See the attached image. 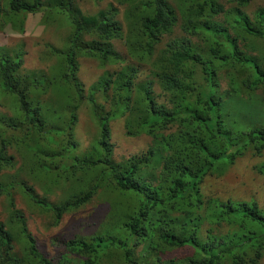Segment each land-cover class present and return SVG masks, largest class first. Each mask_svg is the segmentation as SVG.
I'll use <instances>...</instances> for the list:
<instances>
[{
    "label": "trees",
    "instance_id": "16d2710c",
    "mask_svg": "<svg viewBox=\"0 0 264 264\" xmlns=\"http://www.w3.org/2000/svg\"><path fill=\"white\" fill-rule=\"evenodd\" d=\"M114 1L86 13L78 0H0V28L10 24L24 32L27 15L38 11L46 25L58 15L69 26L63 48L49 49L61 64L52 73L27 70L21 49L10 54L0 47V105L9 104L0 110V198L7 201V218L0 220V264H105L103 259L109 264H147L135 257L144 244L142 251L156 255L161 264H257L264 255L261 207L254 200L205 197L201 186L220 156L232 160L248 150L264 155V125L225 126L226 102L216 81L228 76L231 92L246 91L243 103L264 106V64L247 46L264 40V7L250 17L244 10L250 0H184V9L180 0ZM121 5L125 28L117 17ZM220 13L224 19H215ZM175 28L180 34L157 48ZM113 40L124 42L127 56ZM80 56L95 59L101 67H121L84 85L77 76ZM147 67L159 80L161 95H171L172 107L154 101L149 81L136 94V78ZM83 103L89 105L98 131L78 156L75 127ZM117 117H123L126 135L152 137L148 155L121 162L111 158L107 121ZM168 125L191 131L179 130L172 139L164 133ZM224 146L225 151L218 150ZM161 148L165 157L158 153ZM97 166L108 175L99 173L86 190L73 186ZM142 169L147 178L141 176ZM254 169L264 174V161ZM148 179L156 182L144 181ZM37 182H43L41 194L34 187ZM61 183L67 185V194L50 199ZM105 185L116 194H133L135 215L131 211L122 216L128 219L112 218L108 211L94 230L65 241L62 253L54 257L43 253L26 215L15 206L14 197L20 194L49 211L56 225ZM239 216L259 225L260 233L237 243L210 236L213 223ZM205 225L206 240L201 241ZM157 231L162 234L156 241ZM163 242L174 246L165 249ZM169 252L180 255L166 257Z\"/></svg>",
    "mask_w": 264,
    "mask_h": 264
},
{
    "label": "rangeland",
    "instance_id": "374dc122",
    "mask_svg": "<svg viewBox=\"0 0 264 264\" xmlns=\"http://www.w3.org/2000/svg\"><path fill=\"white\" fill-rule=\"evenodd\" d=\"M110 2L115 4L114 0H78L81 9L86 13H94L98 9L105 8ZM180 2L184 9L186 3L184 0H180ZM228 5L232 6L230 3ZM125 7L127 8V5H125ZM258 7H264V0H250L244 7V10L252 17L254 11ZM123 9L124 6L121 5L120 13L117 17L123 22L125 28ZM42 14H44L42 11L29 13L24 23V32H18L12 28L10 24L0 28V47L6 48L10 54L14 53L18 48L21 49L24 52L23 66L25 69L36 73H52L57 69L58 65L61 66V64L59 63L58 56L49 49L53 45L63 48L65 38L69 32V26L66 22H62V20H60L61 17L58 15L54 17L53 21L47 20L48 25H46L43 22ZM214 18L223 20L224 16L220 13L215 15ZM179 34V30L175 28L171 34L163 36L162 42L157 48H161L166 41ZM198 44L202 45V42L198 41ZM113 45L122 55L127 56L126 46L123 41L113 40ZM247 46L252 49L250 52L254 53L262 64H264V40L262 43L249 42ZM156 57L157 56L154 55L152 60ZM77 62V76L84 85L91 84L97 80L100 75L107 73V70L111 72L121 67V64H108L101 67L95 59L85 56L78 57ZM147 81H149L150 86L154 89V101L172 107L171 95L168 93L161 95L160 82L155 75L148 74V67L142 69L136 78V83L134 84L136 94H140L141 89L146 86ZM216 81L218 94L225 100L224 104L226 102L225 107L223 105V114L224 123L228 129L232 130V128L236 126L238 128L246 127L248 122L257 126L264 125V113L261 114V110L264 109V106H260L258 102L252 105V107L243 103L244 100H246L244 98L246 96V91L239 94L238 91L231 92L230 86L228 85V76L216 78ZM236 94L238 97H233V95ZM3 107L9 108V104L0 105V110H5ZM82 107L78 123L75 127L76 138L79 141L78 156H82V151L89 147L90 142L96 137L98 131L95 121L89 116L88 111L90 109L88 104L83 103ZM107 126L110 129L109 141L112 146L111 158L113 157L115 161H125L132 156H136L139 159L148 155V149L152 145L150 136L145 134H141L137 137L126 135L123 128V118H109ZM168 126L169 128L166 129L165 134H170L172 139L176 137L179 130L191 131V128L184 126ZM205 140L208 141V136H205ZM226 149V146H224L222 151ZM158 153L162 157H165L166 149L161 148ZM261 161H264V155H257L252 150H248L246 153L242 152L241 155H236L232 160L223 156L218 157L209 171L211 176H207L204 179V183L201 186L202 192L205 194V197H216L222 200L232 199L235 202L238 200L248 202L254 200L257 202L258 206L261 207L263 210L262 213L264 214V174L256 172L254 169V165ZM146 164L147 163H143L142 165ZM159 167L160 165L157 169ZM145 168H147V166L143 167V169ZM143 169L141 171V176L147 178L148 173ZM101 172L108 175V172L103 171L100 166L87 170L82 173L80 180L73 183V186L77 187L78 190H86L93 184L97 175ZM157 174L158 172L155 175ZM106 175H104L105 179ZM144 181H150L152 184L156 182L154 179ZM42 183L43 182H37L34 184L38 194L43 192V188H41ZM61 187L56 188L54 193L49 195V198L52 200L56 199L61 194L59 190ZM112 191L114 190H112V187L109 185L102 186L99 189L97 188L90 202L77 210L66 213L61 222L56 225L53 224L49 211L35 207L31 201L26 200V198H23L20 194L15 195L14 201L16 208L21 209L24 215H26L28 227L35 236L37 245L43 250L45 255L54 257L62 253V249L64 248L63 243L65 241L75 235L85 234L95 228L103 218L105 219L104 216L108 211L112 218L128 219V217L122 216L131 211H133L132 214L135 215V196L133 194L124 193L116 194L115 192L117 191ZM6 204L7 201L5 197L2 196L0 198V220H6L7 218ZM240 219L245 221L243 227H239L238 225ZM206 227L207 225L202 227L201 241L206 240ZM211 228L212 231H210V236L212 238H221L227 243H237L248 237L257 235L261 231L259 225L244 216L236 217L235 220L232 221H223L220 224L213 223ZM161 234L162 233L159 231L156 232V241L157 236ZM145 245L146 244L140 246L138 250H135V257L138 261L141 263L149 261L147 264H161L164 262L157 259L156 255L154 256V254H148L142 251ZM162 245L165 249H171L174 246L168 242H163ZM174 255L178 257L180 254L169 252L166 257H172ZM103 260L105 264H109V261L106 259ZM166 261H168V259ZM112 264L122 263L114 260ZM257 264H264V255Z\"/></svg>",
    "mask_w": 264,
    "mask_h": 264
},
{
    "label": "clouds",
    "instance_id": "9594fccd",
    "mask_svg": "<svg viewBox=\"0 0 264 264\" xmlns=\"http://www.w3.org/2000/svg\"><path fill=\"white\" fill-rule=\"evenodd\" d=\"M86 57V56H85ZM89 106V105H88ZM82 108L83 107H81L79 110H78V120H79V114H80V112H81V110H82ZM88 113H89V116H90V110L88 111ZM90 118H91V116H90ZM117 118H123V117H117ZM117 118H114V119H117ZM78 123V122H77ZM77 125V124H76ZM123 128H124V120H123ZM168 128V127H167ZM166 128V129H167ZM166 131V130H165ZM165 131H164V133H165ZM124 133H125V130H124ZM126 134V133H125ZM139 136V135H138ZM149 136V135H148ZM131 137H137V136H131ZM151 137V136H150ZM151 139H152V137H151ZM108 142L110 143V141L108 140ZM111 144V143H110ZM111 148H112V146H111ZM218 150H222V148H219L218 147ZM236 157V156H235ZM62 186V187H61ZM66 186L67 185H65L64 183H61L60 185H58L57 186V188H59V187H61V189H59L60 191H61V194L58 196V197H62V196H65L66 195Z\"/></svg>",
    "mask_w": 264,
    "mask_h": 264
}]
</instances>
